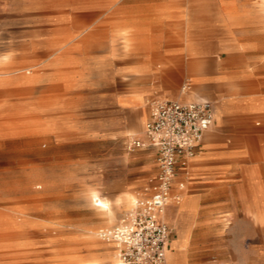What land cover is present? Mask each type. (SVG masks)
<instances>
[{
	"label": "rangeland",
	"instance_id": "obj_1",
	"mask_svg": "<svg viewBox=\"0 0 264 264\" xmlns=\"http://www.w3.org/2000/svg\"><path fill=\"white\" fill-rule=\"evenodd\" d=\"M114 1L0 0V264H85L103 248L99 231L154 174L153 150L128 143L141 137L149 102L165 96L119 103L132 81L121 73L131 40L110 31ZM237 6L228 34L251 68V56L264 57V0ZM230 117L212 126L239 151L230 170L188 187L197 197L185 264H264V112ZM93 190L111 201V219ZM175 209L165 210L174 232Z\"/></svg>",
	"mask_w": 264,
	"mask_h": 264
},
{
	"label": "crops",
	"instance_id": "obj_2",
	"mask_svg": "<svg viewBox=\"0 0 264 264\" xmlns=\"http://www.w3.org/2000/svg\"><path fill=\"white\" fill-rule=\"evenodd\" d=\"M242 8L237 6V0H116V8L112 11L111 33L131 40L126 51L129 56L122 59L121 73L132 81L124 85L127 94L119 98L120 104L138 105L150 96L212 102L211 125L203 132L194 155L175 168L171 198L173 192L186 189L178 195L177 201L171 199L166 209L176 204L172 222L177 233V220L180 219L183 232L170 246L175 232L169 225L167 264H185L186 261L190 218L197 197L188 192V187L195 186L198 180L230 170L231 159L239 154L236 149L224 146L226 141L232 142V135L226 140L224 133L212 126L227 120L228 116H234L228 120L233 124L241 117L264 112V57H259L257 63L258 57L251 56V68L246 67L245 44L228 34L231 25L236 24L237 14L244 12ZM222 55L226 58L223 62ZM238 57H241L239 62L235 60ZM180 81L188 84L185 90L177 89ZM249 83H260L263 88L259 92L250 91ZM137 133L143 138V123ZM153 163L156 170L154 157ZM90 195L105 201L106 207L98 206L111 219L112 208L107 206L111 201L101 198L94 190ZM119 202L114 199L112 203L118 205ZM123 205L129 207L130 203L127 200ZM18 216L16 209L13 218ZM101 245L99 254L90 257L85 264L116 262L115 244L105 241ZM74 255L69 256L70 261Z\"/></svg>",
	"mask_w": 264,
	"mask_h": 264
},
{
	"label": "built area",
	"instance_id": "obj_3",
	"mask_svg": "<svg viewBox=\"0 0 264 264\" xmlns=\"http://www.w3.org/2000/svg\"><path fill=\"white\" fill-rule=\"evenodd\" d=\"M184 82L181 89L187 88ZM213 121L212 102L206 99L155 98L143 122V138L132 137L128 148L153 149L155 173L144 192L99 235L116 246V264H167L165 251L171 229L165 219L175 168L192 157L203 132Z\"/></svg>",
	"mask_w": 264,
	"mask_h": 264
},
{
	"label": "bare ground",
	"instance_id": "obj_4",
	"mask_svg": "<svg viewBox=\"0 0 264 264\" xmlns=\"http://www.w3.org/2000/svg\"><path fill=\"white\" fill-rule=\"evenodd\" d=\"M183 90H185V89H183ZM93 202L95 203V204H97V205H99V206H101V207H106V203H105V201H102V200H98V201H96L95 200V198H93ZM100 207V208H101ZM107 212H108V210H107ZM110 216V215H109ZM112 217V216H111ZM110 218V217H109ZM165 257H166V251H165ZM117 263V259H116V262L114 263V264H116ZM112 264V263H111Z\"/></svg>",
	"mask_w": 264,
	"mask_h": 264
}]
</instances>
